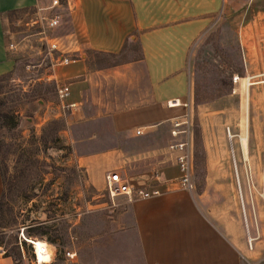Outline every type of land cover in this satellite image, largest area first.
Here are the masks:
<instances>
[{
    "label": "rangeland",
    "instance_id": "rangeland-1",
    "mask_svg": "<svg viewBox=\"0 0 264 264\" xmlns=\"http://www.w3.org/2000/svg\"><path fill=\"white\" fill-rule=\"evenodd\" d=\"M27 17L13 13L6 25L18 40H25ZM22 47L13 71L0 79V108L18 123L0 130L8 189L0 223L3 255L14 264H35L21 237L26 230L47 243L50 264H142L124 212L127 196H110L105 184L98 191L86 186L82 171L68 161L70 147L41 140L45 123L38 126L34 118L41 104L26 82L38 70L25 68L35 65L36 56L27 42ZM123 54L136 58L138 50L128 43ZM185 71L189 86L174 119L186 121L182 132L171 136L174 121L165 123L149 145H163L171 154L176 150L170 143H190L194 195L210 198L207 213L226 220L244 241L242 264H264V0H227L212 11L191 44ZM66 250L75 255L67 258ZM38 260L48 258L39 253Z\"/></svg>",
    "mask_w": 264,
    "mask_h": 264
},
{
    "label": "crops",
    "instance_id": "crops-1",
    "mask_svg": "<svg viewBox=\"0 0 264 264\" xmlns=\"http://www.w3.org/2000/svg\"><path fill=\"white\" fill-rule=\"evenodd\" d=\"M50 0H0V75L13 71L23 47L10 51L11 14L46 7ZM227 0H62L57 34H73L78 59L49 67L46 57L29 48L37 76L27 87L41 101L36 125L59 119L56 140L70 147L68 161L84 174V184L98 191L104 174L116 171L131 187L155 186L159 193L127 204L142 264H242L247 251L226 220H216L178 182L177 151L149 145L158 129L177 118L188 90L185 62L192 42ZM50 13L49 10H46ZM18 40V39H17ZM130 43L136 58L110 61ZM19 55V56H18ZM36 59V60H35ZM36 70V71H37ZM51 78L41 84V79ZM19 80V79H17ZM55 82L68 85L62 112ZM40 97V98H39ZM138 131V133H136ZM168 148V147H167ZM2 181L0 176V194ZM238 217V215H236ZM250 238V233L248 232ZM0 264H14L0 255Z\"/></svg>",
    "mask_w": 264,
    "mask_h": 264
},
{
    "label": "built area",
    "instance_id": "built-area-1",
    "mask_svg": "<svg viewBox=\"0 0 264 264\" xmlns=\"http://www.w3.org/2000/svg\"><path fill=\"white\" fill-rule=\"evenodd\" d=\"M62 0H50V3L46 7H35L33 11L26 12L27 18L22 25L25 27L26 34L23 35L25 40L14 39L8 41L6 48L8 50H18L19 47L24 45V42L28 43L29 48H33L32 43H35V52L47 58L48 66L54 65H66L68 63L74 62L78 59L79 55L73 48L76 46V39L73 34L58 35L55 29L62 22V17L58 11ZM49 10L50 13H47ZM13 32L7 30V35ZM30 62L25 65V68L29 71L33 68ZM31 71V70H30ZM52 80L51 78L41 79V84L45 85ZM69 94L68 85L65 83L55 82V95L58 101V105L62 112H67L76 108L74 102H66V98ZM186 121L176 120L172 125L174 128L170 130L171 136H176L178 133L182 132L180 126ZM138 133V131H136ZM169 148L175 149L178 153L176 155V163L180 172L178 177L179 184L187 190L193 189V151L190 143L188 141H179L175 143H170ZM104 184L107 192L110 196L116 194H124L129 200L133 198H144L151 195L158 194L160 191L155 186L149 185L147 188L134 187L131 188L124 178H121L116 171H110L104 174ZM21 234V233H20ZM24 241L29 243L31 247V253L35 264H50L52 259V254L46 242L42 241L40 243L39 251L41 253H47L49 258L47 262H39L36 258V238L24 237L21 234ZM5 254L4 248L0 245V255ZM63 254L67 258H72L75 253L73 251L66 250Z\"/></svg>",
    "mask_w": 264,
    "mask_h": 264
},
{
    "label": "trees",
    "instance_id": "trees-1",
    "mask_svg": "<svg viewBox=\"0 0 264 264\" xmlns=\"http://www.w3.org/2000/svg\"><path fill=\"white\" fill-rule=\"evenodd\" d=\"M109 58V60L117 62L120 61L123 58V52H119L117 54H106ZM240 75V74H239ZM5 75H0V79H2ZM17 122L13 121L9 115H7L1 108H0V130L2 128L4 129H11L14 130L17 126ZM62 127V122L59 119H51L48 120L44 126L41 128V140L43 138H48V141H54L56 140V134L59 129ZM4 172H5V166L3 164V161L0 158V176L2 181V191L0 194V223H1V213L3 212V209L5 207V204L7 203L8 199L4 198L5 193L7 192V184L4 180ZM24 229V228H23ZM23 231V230H22ZM24 237H29L30 233L28 231H24Z\"/></svg>",
    "mask_w": 264,
    "mask_h": 264
},
{
    "label": "bare ground",
    "instance_id": "bare-ground-1",
    "mask_svg": "<svg viewBox=\"0 0 264 264\" xmlns=\"http://www.w3.org/2000/svg\"><path fill=\"white\" fill-rule=\"evenodd\" d=\"M248 82H247V86H248ZM241 141H242V145H243V143L245 142V138L243 137L242 139H241ZM40 243H42V241H39V240H37V242H36V253H37V255H36V258H37V260H38V254L40 253V254H43V255H46L47 256V258H49V256H48V254L46 253H41L40 251H39V247H40ZM39 261V260H38ZM42 262H44V261H42Z\"/></svg>",
    "mask_w": 264,
    "mask_h": 264
},
{
    "label": "water",
    "instance_id": "water-1",
    "mask_svg": "<svg viewBox=\"0 0 264 264\" xmlns=\"http://www.w3.org/2000/svg\"><path fill=\"white\" fill-rule=\"evenodd\" d=\"M37 103L38 104H41V101L40 100H37ZM24 121H25V123H29V122H31L32 121V119L31 118H24Z\"/></svg>",
    "mask_w": 264,
    "mask_h": 264
}]
</instances>
